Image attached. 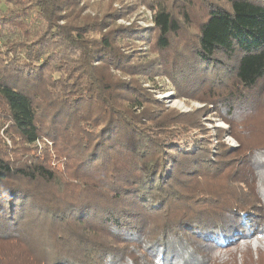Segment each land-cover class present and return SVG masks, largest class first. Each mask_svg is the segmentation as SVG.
<instances>
[{"label": "trees", "instance_id": "trees-1", "mask_svg": "<svg viewBox=\"0 0 264 264\" xmlns=\"http://www.w3.org/2000/svg\"><path fill=\"white\" fill-rule=\"evenodd\" d=\"M1 1L25 5L15 22L43 25L23 50L28 62L0 70V130L34 144L76 122L77 143L63 147L62 172L0 132V264H182L194 247L204 257L186 264H210L246 243L264 247V126L252 118L264 114V0H153L146 30L117 24L136 5L128 0ZM89 1L104 7L92 12ZM170 68L240 148L190 138L192 125L209 132L202 109L178 127L126 79ZM46 228L39 257L32 244Z\"/></svg>", "mask_w": 264, "mask_h": 264}, {"label": "rangeland", "instance_id": "rangeland-1", "mask_svg": "<svg viewBox=\"0 0 264 264\" xmlns=\"http://www.w3.org/2000/svg\"><path fill=\"white\" fill-rule=\"evenodd\" d=\"M119 1L127 2V0H118L114 3L115 8L122 7V4ZM128 1H129L127 2L128 4H130V2H132L131 4L135 2L136 5L134 6L132 5L133 9L129 7L127 10L130 13H127L126 17L119 18L117 20V24L125 25V26L136 25L140 28V30L153 28L154 13L151 7H149V4H147L148 2L152 3L153 0H128ZM88 4H90L88 10H91L92 12H97L98 10H101L102 7H104L103 2L98 3L94 1H89ZM13 6L14 5L12 4L10 5L8 4V6H6L5 4L2 3V1L0 3V23H1L0 24V70L4 69V67L6 68L9 59L11 61H15L19 57H23L22 61L28 62V59L25 57V55H22L24 53L23 50H26V47H28L27 44L29 40L30 39L33 40V38L39 33L40 28L43 25V22H38V21H33V22L23 21L20 23L15 22V20L18 18L17 16H22V14L25 15L28 10L25 8L24 4L21 5L16 4V6L14 7ZM13 8L15 9L14 13L16 15H13V17L11 18L4 17L8 13H10L11 9ZM29 19L30 17H25V18L22 17V20H29ZM31 19L34 20L35 17L31 16ZM36 26L37 28H35ZM140 43L141 42L139 41L136 44L138 46L137 51L146 52V50H150L151 51V52L149 51L150 54H154L153 56H157V54H155V51L152 50L153 47L152 48L150 47V43L139 45ZM118 75H120L122 78H126L127 76L121 72H119ZM166 75H164V73L157 74L150 80L145 79L144 77H141L139 79H134V78H126V79L130 80V82L132 83L138 82L141 86H143V88L146 89L145 91L147 93L152 94V96L158 100L159 106H162L164 108V114L170 116L167 120L173 119V121L177 123L176 126L178 127L183 126V124H185L186 122L187 124L188 123L190 124V122H194L192 118L195 116V114L198 113L195 111V109H202L203 116L201 117V119H203V123L208 128L209 132L203 134L204 132L203 130L199 129V127L195 125H192L193 127L190 129L191 132L190 138L193 137L194 140H200V139L211 140L210 144L211 147L213 148V151H215V146L219 144V142H221L220 146L221 145L224 146V144H226L232 149L240 148L241 143L238 141V139H236L232 135L233 133L231 126L223 120V118L219 115V113L215 111V108L207 110V106L205 107L206 104L196 99V96L194 95V93H192V88H193L192 86L194 85L192 84H191L192 86L187 85L189 79L186 78L180 79L181 76L179 74V70L175 68H170L168 73H166ZM121 97L123 99L126 98V96H121ZM260 102L264 103V96L260 98ZM249 106H252V104ZM203 108L205 112L203 111ZM177 113H180V115H177ZM181 113L184 115H181ZM252 118L255 121L258 120L264 126V114L256 113ZM2 122L4 121L2 120ZM65 124L71 125L69 122L65 121L63 124L64 128L62 129V134L56 136V135H51L49 132L46 131L42 135V137L34 144H28L26 142L17 143L16 141L15 144L13 140L15 138L12 137V140H10L6 132L3 131V128L0 130V132L2 135H4L5 140L10 145V149H16V148L18 150L24 149L27 150L25 152V155L26 154L32 155L34 152H36L37 154H39L36 157H41V158L43 156H45L46 158L48 157L52 161L51 163L52 167L60 168V171L64 172L67 170L66 167L68 165L71 155L68 154L65 155V151H63V147L66 150L68 149L69 145L72 146L77 143V139H75V136H73L75 133L74 130L77 128L76 122L74 126L67 127ZM63 130L66 131V134L64 133L65 131ZM71 132L74 133L72 134ZM62 135L64 140H62ZM186 139L189 138L184 137L182 141L183 142L184 140L187 141ZM252 139L250 138V143H252ZM79 142H80V138L78 140V144ZM61 143L63 145L62 147H60ZM60 151H63V153L61 154ZM16 155H21V152H18ZM73 155L75 156L76 159H78V153H76V150L73 152ZM81 158L82 155H79V159ZM48 235H49V228H46L45 231H41L39 233V236H37L38 240L36 239L32 244L33 251L39 257L42 256L44 253L42 251V246L39 245L41 243L39 240L45 242ZM183 236L187 241H189L191 238L189 237L190 234L189 236H185V235ZM261 243L262 245H264L263 242ZM247 244L248 243H246V245L240 246L235 250L224 252L223 254H227L224 255L225 257L218 256L212 262L210 261V264H220L218 261L220 257L223 258L222 261L225 259L224 261L225 264H264V247L262 249H258L255 244H248V245ZM41 245H43V243ZM44 246H48V245H44ZM244 246L245 248H243ZM191 250L195 254L200 253L198 249H196L195 247L192 248ZM191 253L182 255L184 259L182 264H186V262L189 263L190 257L192 258L195 257L194 255H191ZM200 256L204 257L202 253H200ZM197 260L198 258H196V260H192V262H195Z\"/></svg>", "mask_w": 264, "mask_h": 264}]
</instances>
